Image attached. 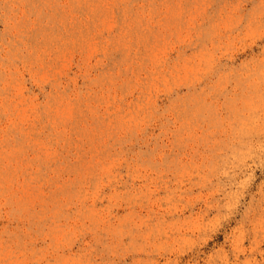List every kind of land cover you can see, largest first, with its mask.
<instances>
[{
	"label": "rangeland",
	"instance_id": "1",
	"mask_svg": "<svg viewBox=\"0 0 264 264\" xmlns=\"http://www.w3.org/2000/svg\"><path fill=\"white\" fill-rule=\"evenodd\" d=\"M0 264H264V0H0Z\"/></svg>",
	"mask_w": 264,
	"mask_h": 264
}]
</instances>
